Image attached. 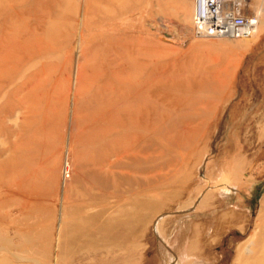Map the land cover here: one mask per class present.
Returning <instances> with one entry per match:
<instances>
[{"label": "rangeland", "instance_id": "1", "mask_svg": "<svg viewBox=\"0 0 264 264\" xmlns=\"http://www.w3.org/2000/svg\"><path fill=\"white\" fill-rule=\"evenodd\" d=\"M242 3L231 40L193 35V0H0V264H264Z\"/></svg>", "mask_w": 264, "mask_h": 264}, {"label": "built area", "instance_id": "2", "mask_svg": "<svg viewBox=\"0 0 264 264\" xmlns=\"http://www.w3.org/2000/svg\"><path fill=\"white\" fill-rule=\"evenodd\" d=\"M241 0H193L192 31L198 39H248L256 34L259 15L241 14Z\"/></svg>", "mask_w": 264, "mask_h": 264}, {"label": "bare ground", "instance_id": "3", "mask_svg": "<svg viewBox=\"0 0 264 264\" xmlns=\"http://www.w3.org/2000/svg\"><path fill=\"white\" fill-rule=\"evenodd\" d=\"M13 27H14V26H13ZM14 28H15V27H14ZM12 35H13V34H12ZM35 35H36V34H35ZM33 36H34V35H33ZM12 38H13V37H12ZM28 40H29V39H28ZM27 42H30V41H27ZM14 43H15V42H14ZM16 44H17V43H16ZM12 45H13V41H12ZM36 45H37V44H36ZM2 52H3V51H2ZM3 53H4V52H3ZM5 53H6V52H5ZM3 56H4V55H3ZM0 57H1V56H0ZM81 62H82V61H81ZM75 65H76V64H75ZM77 66H78V65H77ZM77 66H76V68H77ZM78 69H79V67H78ZM76 70H77V69H76ZM76 73H77V71H76ZM116 75H117V74H116ZM74 83H75V81H74ZM81 87H82V86H81ZM74 88H75V86H74ZM106 102H107V100H106ZM122 103H123V102H122ZM122 103H121V104H122ZM108 109L110 110L111 108L109 107ZM108 109H107V110H108ZM102 115H103V114H102ZM109 162H110V161H109ZM65 167H66V166H65ZM68 168H70V167H68ZM71 169H72V168H71ZM72 170H73V169H72ZM70 171H71V170H70ZM66 172H67V171H66ZM71 172H72V171H71ZM67 173H68V172H67ZM70 174H72V173H70ZM69 178H70V177H69ZM64 180H65V178H64ZM116 186H117V185H116ZM170 197H171V196H170ZM172 197H173V196H172ZM141 200H143V199H140V200L138 199V201H141ZM143 201H144V200H143ZM90 202H91V201H90ZM90 202H89V203H90ZM132 202H133V201H132ZM134 202H136V201H134ZM145 202H147V201H145ZM128 203H130V202H128ZM128 203H127V204H128ZM146 204H147V203H146ZM89 205H90V204H89ZM182 205H183V204H182ZM186 205H187V204H186ZM145 206H146V208H145V207H144V208L147 209V205H145ZM148 206H150V205H148ZM189 206H190V205H189ZM125 207H126V206H125ZM130 207H131V205H130ZM130 207H129V208H130ZM140 207H141V206H140ZM140 207H139V208H140ZM160 207H162V205H160ZM142 208H143V207H142ZM144 208H143L142 211H144ZM158 208H159V206H158ZM137 210H138V209H137ZM155 210H156V209H155ZM83 213H84V212H83ZM127 213H128V212H127ZM160 213H162V212L160 211ZM78 214H79V213H78ZM123 214H124V213H123ZM125 214H126V213H125ZM132 214H133V213H132ZM134 214L136 215L135 212H134ZM143 214H144V212H143ZM85 215H86V214H85ZM135 215H134V216H135ZM137 215H138V214H137ZM139 215H140V214H139ZM167 215H168V214H167ZM169 215H170V214H169ZM117 216H118V215H117ZM120 216H122V215H120ZM134 216H133V217H134ZM150 216H151V215H150ZM155 216H156V215H155ZM127 217H128V216H127ZM133 217H132V218H133ZM152 217H153V216H152ZM159 217H160V216H159ZM163 217H164V216H163ZM166 217H167V216H166ZM80 218H81V216H80ZM114 218H115V217H114ZM125 218H126V217H125ZM140 218H141V217H139V219H140ZM115 219H116V218H115ZM122 219H123V218H122ZM122 219H121V220H122ZM139 219L136 220V221L138 222ZM142 219H143V217H142ZM154 219H155V218H154ZM161 219H162V218H161ZM143 220H144V219H143ZM159 220H160V219H159ZM163 220H164V219H163ZM78 221H80V220L78 219ZM160 221H161V220H160ZM113 222H114V221H113ZM109 223H112V222H109ZM157 224H158V222H157ZM153 225H154V224H153ZM154 226H155V225H154ZM127 227H128V226H127ZM156 227H157V226H156ZM129 228H130V227H129ZM93 229H94V228H93ZM153 229H154V228H153ZM161 229H162V228H161ZM140 231H141V230H140ZM140 231H139V232H140ZM161 231L163 232V230H161ZM154 232H155V231H154ZM87 234H88V233H87ZM87 234H86V235H87ZM156 234H157V233H156ZM138 236H139V235H138ZM85 237H86V236H85ZM97 237H98V236H97ZM83 238H84V237H83ZM90 238H91V237H90ZM90 238H86V239H90ZM80 241H81V240H80ZM0 247H1V246H0ZM88 252H89V251H88ZM71 253H73V252H71ZM187 256H188V255H187Z\"/></svg>", "mask_w": 264, "mask_h": 264}, {"label": "crops", "instance_id": "4", "mask_svg": "<svg viewBox=\"0 0 264 264\" xmlns=\"http://www.w3.org/2000/svg\"><path fill=\"white\" fill-rule=\"evenodd\" d=\"M242 1H245V0H242ZM241 14L245 15V16H250V15L254 14V11H248V8L247 9H242L241 10Z\"/></svg>", "mask_w": 264, "mask_h": 264}]
</instances>
